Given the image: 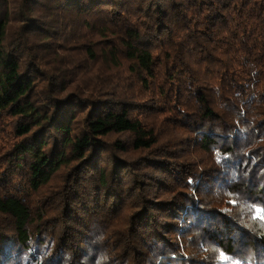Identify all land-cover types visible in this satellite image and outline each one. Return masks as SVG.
<instances>
[{"label": "trees", "instance_id": "trees-1", "mask_svg": "<svg viewBox=\"0 0 264 264\" xmlns=\"http://www.w3.org/2000/svg\"><path fill=\"white\" fill-rule=\"evenodd\" d=\"M0 264H264V0H0Z\"/></svg>", "mask_w": 264, "mask_h": 264}]
</instances>
